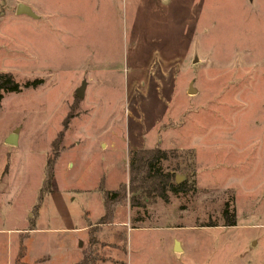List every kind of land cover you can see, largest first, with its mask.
Segmentation results:
<instances>
[{"label":"rangeland","instance_id":"rangeland-1","mask_svg":"<svg viewBox=\"0 0 264 264\" xmlns=\"http://www.w3.org/2000/svg\"><path fill=\"white\" fill-rule=\"evenodd\" d=\"M0 71L45 79L0 105V217L26 210L30 226L46 211L51 264L78 261L93 236L100 264H264V0H0ZM154 147L196 191L146 210L127 191L98 223L131 151Z\"/></svg>","mask_w":264,"mask_h":264},{"label":"trees","instance_id":"trees-1","mask_svg":"<svg viewBox=\"0 0 264 264\" xmlns=\"http://www.w3.org/2000/svg\"><path fill=\"white\" fill-rule=\"evenodd\" d=\"M45 81L44 78H36L27 80L24 85L17 81L14 75L10 72L0 71V105L5 98L6 94L19 93L26 88H38ZM67 121L65 125L67 127ZM62 137V133L59 138ZM58 138V139H59ZM57 141H55V144ZM54 144V145H55ZM57 153V151H56ZM55 153V154H56ZM58 154L51 160L50 158L46 163V173L44 178V186L51 187V181L54 178V164ZM169 154L167 151L154 147L152 149H137L131 151L129 156V185L114 190L103 191L102 199L104 201L105 214L99 219L98 223H108L115 214L116 203H123L129 192V203L131 208L147 209L148 205L153 204L158 199L163 200L165 203L171 201V196L184 197L190 191H196L197 183L193 174L184 173L186 177L182 182L176 181V172L171 169L165 168L164 162L168 161ZM51 190V189H50ZM49 190V191H50ZM48 191V192H49ZM45 196L42 191L40 196L41 200ZM224 225L232 226L237 223L236 211L226 202L223 209ZM139 212V211H138ZM145 220L139 215L135 222ZM216 224H208V226H216ZM95 236L91 238V242L84 250L83 256L76 264H100L105 260V257L100 253L99 248L96 246ZM27 249L20 246L17 254L15 264H29L26 261Z\"/></svg>","mask_w":264,"mask_h":264},{"label":"crops","instance_id":"crops-1","mask_svg":"<svg viewBox=\"0 0 264 264\" xmlns=\"http://www.w3.org/2000/svg\"><path fill=\"white\" fill-rule=\"evenodd\" d=\"M185 174L181 176L185 178L186 177ZM196 183L198 185V181H196ZM11 188L13 187L11 186ZM4 191H5L4 193H2L3 191L0 192V196L1 194H5V193L7 194L10 192L8 191V187ZM13 194L16 195V193ZM99 199H101L103 202L101 196L99 197ZM24 211L25 212L22 216L21 215L12 216L11 214L7 213L3 216V218L0 217V264H15L17 254L20 250V246L22 245L24 246L25 243L26 246L28 247L27 256H26L27 262H30L32 264H48V263L51 264V257L53 253H51L48 249L46 250L45 245L47 242L46 240L52 238L48 234L54 236L55 233H59L57 231L58 228H55L53 226L49 228V224L47 223V220L45 218L47 217L46 211L44 214L45 216H41L43 215L42 214L43 212H40V216L37 220V223H35L36 226L35 224L31 225V223L30 226H28L27 212L26 210ZM88 215L89 217L86 218V224L78 225L77 228L73 229L74 231H77L76 233H79L76 239V243L83 234L86 233L90 234V232L91 233L93 232L91 231L92 230L91 219L90 220L88 219L90 218L91 213ZM103 216H104V211L103 213L98 215V218L100 219ZM42 221H45L44 226L41 225ZM69 230L72 229L69 228ZM29 246L31 247L29 248ZM77 262L78 261H71V263L69 264H76Z\"/></svg>","mask_w":264,"mask_h":264},{"label":"water","instance_id":"water-1","mask_svg":"<svg viewBox=\"0 0 264 264\" xmlns=\"http://www.w3.org/2000/svg\"><path fill=\"white\" fill-rule=\"evenodd\" d=\"M17 13L22 14V15L26 14V15L31 16L33 18L38 17V15H36L35 12L33 11L32 7L26 3H20L19 4ZM196 60H198V59L196 58ZM86 86H87V83L84 82L80 87L77 88L76 92H77V96L79 98H84L85 93H86V91H85ZM189 93H191V94L197 93V90L193 87V83H191L189 86ZM17 138H18V130H15L14 132H12V134L6 140H7V143H9L11 145L12 144L16 145V144H18ZM182 180H184L183 176L176 175V181L178 183L182 182ZM176 243H177L176 250L181 251L182 250L181 243H179L178 241Z\"/></svg>","mask_w":264,"mask_h":264}]
</instances>
